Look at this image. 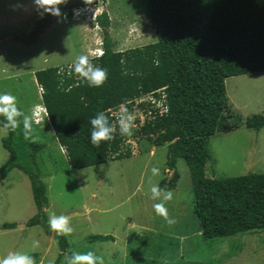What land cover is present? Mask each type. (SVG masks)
Wrapping results in <instances>:
<instances>
[{"label":"rangeland","instance_id":"1","mask_svg":"<svg viewBox=\"0 0 264 264\" xmlns=\"http://www.w3.org/2000/svg\"><path fill=\"white\" fill-rule=\"evenodd\" d=\"M257 1L264 4V0ZM28 4L30 11L26 9ZM98 6L107 11L113 51L156 42L146 16L147 0H105ZM45 15L34 0H0V94L14 95L26 115L29 108L42 103L34 73L72 66L77 56L86 54V47L102 39V30L85 17L71 20L68 16H52L51 22L28 26ZM62 15L65 17L64 12ZM225 89L230 112L241 122L264 114V72L228 78ZM127 110L134 116L133 135L143 125L142 119L144 124L151 120L144 115L148 108L132 106ZM33 129L32 141L43 146L37 154V166L46 186V215L48 220L53 213L70 217L73 232L67 236L72 250L85 252L90 246V251L103 257L104 264H144L140 257L158 254L160 260L147 259L154 260L153 264H205L212 259V264H264V230L212 240L199 234L192 214L190 175L182 160L176 164L179 179L170 190L173 199L165 203L173 223L156 214L153 204L159 201L151 198L150 188L170 176L164 174L167 145L154 147L144 138L128 137L119 131L125 140L119 151L130 152L129 158L73 170L51 127L42 123L33 125ZM6 136L0 129V168L8 158L1 144ZM207 151L210 161L205 175L209 178L264 174V129L259 134L245 128L216 133L210 137ZM153 167L160 169L159 175L153 176ZM36 212L30 182L22 172L15 169L0 179V259L14 252L30 255L34 251L37 256H30L36 264H54L57 259L64 264L67 251L61 252L52 235H45L40 227L3 228ZM93 235L110 236L112 240L88 244L87 238ZM226 250L234 255L227 257ZM141 251L145 255H140Z\"/></svg>","mask_w":264,"mask_h":264},{"label":"trees","instance_id":"2","mask_svg":"<svg viewBox=\"0 0 264 264\" xmlns=\"http://www.w3.org/2000/svg\"><path fill=\"white\" fill-rule=\"evenodd\" d=\"M98 1L105 0H88L89 4L84 0H68L60 11L71 12ZM146 16L156 42L121 52L112 49L107 14L97 18L104 49L99 66L108 73L102 87H89L73 75L61 77L58 68L34 73L37 90L39 87L43 90L42 116L63 149L69 167L83 170L129 158L130 152L119 151L125 142L119 133V118L110 114L121 105L130 109L142 95L155 93L154 103L139 102L135 106L148 108L151 120L146 124L144 121L133 138H144L154 147L167 145L164 174L170 176L159 180V187L175 189L179 179L176 164L182 160L190 175L192 214L205 240L264 230V174L224 179L205 175L210 161L207 151L210 137L240 128L257 134L264 129V114L246 118L244 122L235 118L225 89L228 78L264 72V4L257 0H147ZM51 20L52 15L46 14L41 22ZM158 90L163 91L154 92ZM98 112H104L116 129L115 138L102 142L99 148L90 142V120ZM144 115L147 117V112ZM3 120L0 116V122ZM1 144L8 158L0 168V179L16 169L30 182L37 212L27 219L26 227H40L45 235H52L61 252L71 255L76 250H72L69 237L53 232L48 224L46 186L40 180L37 166V154L43 146L32 138L25 139L22 124L16 131H9ZM7 226L16 228L14 223L3 225ZM109 239L112 240L101 235L87 238L88 244ZM90 249L86 247V251ZM226 252L227 257L234 255L230 250ZM145 256L158 259L160 254ZM147 258L139 260L154 263ZM212 260L205 264H212ZM60 263L57 259L54 264Z\"/></svg>","mask_w":264,"mask_h":264},{"label":"clouds","instance_id":"3","mask_svg":"<svg viewBox=\"0 0 264 264\" xmlns=\"http://www.w3.org/2000/svg\"><path fill=\"white\" fill-rule=\"evenodd\" d=\"M35 5L41 9L44 13L50 14L54 17L67 18L70 17L71 20L75 18L74 12L78 9H83L85 7L92 8L93 16L90 19H87L89 23L96 24L98 27L96 20L103 13L107 14V11H101L99 4L103 3V1H98L91 5H85L77 8H73L71 12L68 11H60V6L66 5L68 0H34ZM85 4H89L88 0H84ZM62 12L65 13L62 15ZM90 14V15H91ZM84 17V16H83ZM98 52H102L101 55H98ZM104 49L101 41L94 45L93 51L88 55H80L77 56L73 65L71 67L72 74L66 75L61 74V77H71L72 75L76 80H83L87 83L89 87L100 88L102 87L108 79L107 69L99 66V60L103 57ZM58 68V67H55ZM59 69H67L66 68H58ZM58 72V71H57ZM79 77L80 79H77ZM154 92H159L154 91ZM150 94V93H148ZM147 95V94H146ZM145 95H142V97ZM45 113L43 104L40 106L37 105V108L32 114L26 115L21 109L18 107L17 98L10 93L0 94V116L4 117V120L0 122V129L6 135L9 131H16L20 128L21 124L23 125L24 137L25 139L34 138L33 133V124L38 125L42 120L40 117ZM21 117L23 118L21 120ZM144 120L141 124H143ZM91 124V134H90V142L94 147L99 148L102 142H108L113 140L115 126L112 122H110L108 116L105 115L104 112H98L94 117L90 120ZM119 131L122 135L131 137L133 135V127H134V116L129 113L127 108H124L122 114L118 119ZM153 176H157L160 174V169L157 167H153L151 169ZM151 198L154 201H159L153 204L154 211L157 215L163 217L166 223H173L172 219L169 217L168 209L165 206V203L171 201L173 199V192L167 190L166 188L161 189L158 184H153L150 188ZM48 224L50 229L57 233L58 235H70L73 232V228L70 226V217L66 215L51 214L48 220ZM34 247L37 245H33ZM0 264H36L35 259L28 255L27 253L14 252L10 253L3 259H0ZM65 264H104L103 257L97 256L93 251L88 252H76L73 251L71 255L65 256Z\"/></svg>","mask_w":264,"mask_h":264},{"label":"built area","instance_id":"4","mask_svg":"<svg viewBox=\"0 0 264 264\" xmlns=\"http://www.w3.org/2000/svg\"><path fill=\"white\" fill-rule=\"evenodd\" d=\"M91 12H92V8H90V7H85V8H83V9H78V10H75V12H74V16L75 17H85L86 19H90V18H92L94 15H93V13L91 14ZM91 14V15H90ZM95 17V16H94ZM93 17V18H94ZM101 53L102 52H98V55H96V56H99V55H101ZM71 67L72 66H68L67 67V69H59V71H58V73H60V74H66V75H71L72 74V71H71ZM77 79H80L79 77H77ZM38 90H39V93H43V90H42V88H38ZM153 95H155V93H150V94H147V95H145V96H143V98L142 99H140V100H137V101H135L136 102V104H138L139 102H151V103H154V98H153ZM164 97V96H163ZM164 102V101H163ZM162 102V103H163ZM136 104H135V106H136ZM124 107H125V105H123ZM123 106L121 105L120 107H119V109L117 110V111H120V110H123ZM134 106V107H135ZM135 108H137V107H135ZM138 109V108H137ZM117 111H112L111 112V114H110V116H113V117H115L116 119L117 118H119V116L120 115H117ZM147 114L149 115V113H148V111H147ZM150 116V115H149ZM144 119H142V121H143Z\"/></svg>","mask_w":264,"mask_h":264},{"label":"crops","instance_id":"5","mask_svg":"<svg viewBox=\"0 0 264 264\" xmlns=\"http://www.w3.org/2000/svg\"><path fill=\"white\" fill-rule=\"evenodd\" d=\"M28 7V8H27ZM26 7V9L27 10H29L30 11V9H31V4H28V6ZM43 19L41 18V19H39V20H37V21H35V22H33L32 24H30V25H28L29 27H31V26H33L34 24H36L37 22H41ZM51 21H53V20H51ZM50 21V22H51ZM90 27H91V25H90ZM96 27V26H95ZM97 28V27H96ZM47 29V27L44 29V30H46ZM43 30V31H44ZM97 30H98V28H97ZM93 48H94V45H93V47H86L85 48V51H86V56H88L92 51H93ZM38 106H40V105H38ZM34 106L33 107H31V108H29V113H27L28 115H30L31 117H32V114H33V111H34ZM42 120L40 121V124H38V125H35V124H33L34 126H40L42 123L44 124V126L45 125H48L49 127H50V125H49V123H48V121H47V119H45L43 116H41L40 117ZM36 137V136H35ZM57 142V141H56ZM58 143V142H57ZM60 146V145H59ZM60 149H61V153L62 154H64V151H63V149L60 147ZM29 217V216H28ZM26 222H27V219L26 220H24V221H21V222H14V224H16V225H18V227L19 226H22V228H24V229H26L27 227H26ZM13 224V223H12ZM36 227V226H35ZM4 228V227H3ZM32 228V227H31ZM23 229V230H24ZM24 232H26L25 230H24ZM44 240L46 241V236H43L42 237V242H44ZM37 247H38V245H37ZM30 255H32V256H37L36 254H35V252L34 251H32L31 253H30Z\"/></svg>","mask_w":264,"mask_h":264}]
</instances>
